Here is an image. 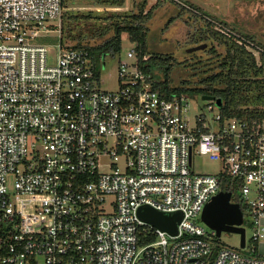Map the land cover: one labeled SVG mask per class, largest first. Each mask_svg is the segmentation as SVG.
I'll return each mask as SVG.
<instances>
[{
  "label": "built area",
  "instance_id": "built-area-1",
  "mask_svg": "<svg viewBox=\"0 0 264 264\" xmlns=\"http://www.w3.org/2000/svg\"><path fill=\"white\" fill-rule=\"evenodd\" d=\"M63 10L0 0V264H264V115H193L190 96L155 89L138 42L124 58L65 46ZM118 55V89H104ZM195 155L221 171H196ZM226 174L253 216L249 253L197 221ZM144 205L180 212L177 233Z\"/></svg>",
  "mask_w": 264,
  "mask_h": 264
},
{
  "label": "trees",
  "instance_id": "trees-1",
  "mask_svg": "<svg viewBox=\"0 0 264 264\" xmlns=\"http://www.w3.org/2000/svg\"><path fill=\"white\" fill-rule=\"evenodd\" d=\"M69 1L71 0H63V4L68 6ZM89 1L106 7H122L126 4V0ZM182 3L185 7L189 3L201 10L189 1L185 3L182 0ZM154 6L147 12L142 5L138 13L122 14L112 11L110 15H105L106 20L103 24L98 21L101 15H93L92 12L75 14L72 9H68L65 11L63 20L65 23L62 26V43L68 47L90 50L98 59L103 54L120 52L123 46V34L128 33L131 41L139 43L141 65L155 80L153 85L162 95L168 98L174 95H202L221 99V109L228 118H250L264 115L263 46L257 45L261 49L260 56L257 57L255 52L248 48L250 42L254 43L251 36H243L231 30L218 28L215 21L206 19L205 27H202L201 32L195 35V43L196 45L203 44L201 42L211 38V43L204 42L207 43L204 50L214 58L209 68L206 69L211 73L197 80L194 86H190L188 80H183L176 86L172 85L170 71L174 65V57L169 54L152 53L148 49L146 23ZM107 11L109 12L108 9L103 11L104 14H107ZM82 19L85 23L80 25ZM109 33L111 34L100 43L90 44L88 42L90 38L104 37ZM146 53L150 55L149 58L142 60V56ZM239 185L238 178L227 174L222 177L221 189L232 193V201L241 205L245 215L248 207L241 199ZM254 246L257 249L256 243Z\"/></svg>",
  "mask_w": 264,
  "mask_h": 264
},
{
  "label": "rangeland",
  "instance_id": "rangeland-1",
  "mask_svg": "<svg viewBox=\"0 0 264 264\" xmlns=\"http://www.w3.org/2000/svg\"><path fill=\"white\" fill-rule=\"evenodd\" d=\"M187 1L200 7L201 10L194 8ZM184 2L187 3L188 7L184 6L182 0H126V4L122 7H106L94 4L89 0H71L67 2L68 6L63 4L62 26L65 23H63L65 11L68 9H72L75 14L77 12H92L93 15H101L98 21L103 24L106 20L105 15H110V13H113L112 11L122 14L138 13L142 5L145 12H147L155 5L146 23L148 28V49L152 53L169 54L174 57V65L170 71V81L175 86L181 84L183 80H188L189 85L194 86L197 80L211 73V71L208 72L206 70L209 68L210 62L214 61L210 53L204 49L188 52L190 47L196 45L195 35L201 32L202 27H205L206 19L215 21L218 28L231 30L243 36H251L255 45L253 43L248 48L254 51L257 57L260 56L261 49L257 45L264 47V0H184ZM106 9L109 12L107 11V14H104L103 11ZM84 23V19H82L79 24L82 25ZM110 34L104 37L96 36L90 38L88 42L90 44L100 43ZM210 35H212V32H210ZM41 40H47V38ZM52 41L58 42L59 37ZM204 42L211 43V38ZM130 47H132V42L129 34L124 33L122 58L126 57ZM56 50L57 48L54 47L53 51L56 52ZM119 63L120 55L106 57V69L102 72V86L104 89H118L119 85L116 78ZM194 72L196 73L193 74ZM190 98L193 115L202 113L211 119L222 106L221 99H216L214 103L215 109L209 111L206 107L208 100L203 99L202 95H191ZM194 164L198 172L218 174L222 169L219 160L205 155H195ZM244 216L243 226L245 227L246 235V245L244 247H241V234L236 232H223L217 239L223 246H231L243 253H249L254 233L253 216L249 211H246ZM197 221L206 230H211L200 216Z\"/></svg>",
  "mask_w": 264,
  "mask_h": 264
},
{
  "label": "water",
  "instance_id": "water-1",
  "mask_svg": "<svg viewBox=\"0 0 264 264\" xmlns=\"http://www.w3.org/2000/svg\"><path fill=\"white\" fill-rule=\"evenodd\" d=\"M207 47V43L192 46L188 52H193ZM203 99H213L212 96H203ZM139 216L148 223L166 230L171 234L177 233V225L182 219L180 212L165 214L149 205L141 206L138 210ZM202 221L211 229L216 231L217 236L223 232H236L241 234V247L246 245L244 224V213L239 203L232 201L230 191H219L209 201L202 213Z\"/></svg>",
  "mask_w": 264,
  "mask_h": 264
},
{
  "label": "crops",
  "instance_id": "crops-1",
  "mask_svg": "<svg viewBox=\"0 0 264 264\" xmlns=\"http://www.w3.org/2000/svg\"><path fill=\"white\" fill-rule=\"evenodd\" d=\"M262 223L264 225V218L262 219ZM258 253L260 255H264V237L258 242Z\"/></svg>",
  "mask_w": 264,
  "mask_h": 264
},
{
  "label": "bare ground",
  "instance_id": "bare-ground-1",
  "mask_svg": "<svg viewBox=\"0 0 264 264\" xmlns=\"http://www.w3.org/2000/svg\"><path fill=\"white\" fill-rule=\"evenodd\" d=\"M41 39H43V38H41Z\"/></svg>",
  "mask_w": 264,
  "mask_h": 264
}]
</instances>
